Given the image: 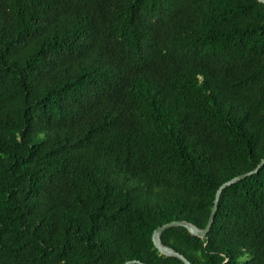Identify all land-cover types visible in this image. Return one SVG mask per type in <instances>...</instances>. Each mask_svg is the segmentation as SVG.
Instances as JSON below:
<instances>
[{"label":"trees","instance_id":"1","mask_svg":"<svg viewBox=\"0 0 264 264\" xmlns=\"http://www.w3.org/2000/svg\"><path fill=\"white\" fill-rule=\"evenodd\" d=\"M264 158L259 0H0V264H184ZM192 264H264V167Z\"/></svg>","mask_w":264,"mask_h":264},{"label":"water","instance_id":"2","mask_svg":"<svg viewBox=\"0 0 264 264\" xmlns=\"http://www.w3.org/2000/svg\"><path fill=\"white\" fill-rule=\"evenodd\" d=\"M262 3H264V0H259ZM264 167V158L260 161V163L253 168L252 170H249L243 174L237 175L227 181H225L217 190L216 192V196H215V201H214V205L213 208L211 210V214L208 220V223L205 227H199L197 225H195L192 222H189L187 220H172L170 222L164 223L162 225H160L159 227H157L154 232H153V242L155 244V246L158 248L159 252L163 255H167V256H176L178 258H180L184 264H192V262L181 252L177 251L176 249H174L171 246H168L166 244L163 243L162 240V235L163 233L171 228V227H185L191 234L195 235V236H199V237H206L209 233V231L211 230L217 211L219 209V202H220V198L222 193L224 192V190L233 185L234 183H237L238 181H241L245 178H247L248 176H251L253 174H256L257 172H259V170ZM123 264H148L145 263L141 260H128Z\"/></svg>","mask_w":264,"mask_h":264}]
</instances>
